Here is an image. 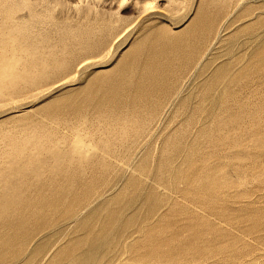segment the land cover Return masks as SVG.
Returning a JSON list of instances; mask_svg holds the SVG:
<instances>
[{"label": "rangeland", "instance_id": "374dc122", "mask_svg": "<svg viewBox=\"0 0 264 264\" xmlns=\"http://www.w3.org/2000/svg\"><path fill=\"white\" fill-rule=\"evenodd\" d=\"M0 264H264V0H0Z\"/></svg>", "mask_w": 264, "mask_h": 264}, {"label": "bare ground", "instance_id": "6f19581e", "mask_svg": "<svg viewBox=\"0 0 264 264\" xmlns=\"http://www.w3.org/2000/svg\"><path fill=\"white\" fill-rule=\"evenodd\" d=\"M154 7H156V6H154V4H153L152 8H154ZM103 49H107V48L104 47ZM140 70H141V69H140ZM155 70H157V69H156V68H150V69H144L143 71L141 70V72H142V74H141L142 77H144V78L147 79L146 83H142V84H141V87H143L144 84H149V82H151V81H149V80H151L154 76L157 75V73H156ZM164 104H165V103H164Z\"/></svg>", "mask_w": 264, "mask_h": 264}]
</instances>
